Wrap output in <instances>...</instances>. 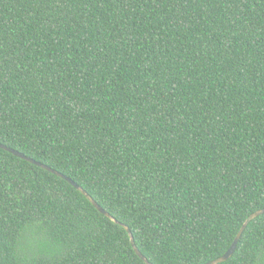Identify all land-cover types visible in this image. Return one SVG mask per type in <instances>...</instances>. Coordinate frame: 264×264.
I'll return each instance as SVG.
<instances>
[{
	"label": "trees",
	"instance_id": "trees-1",
	"mask_svg": "<svg viewBox=\"0 0 264 264\" xmlns=\"http://www.w3.org/2000/svg\"><path fill=\"white\" fill-rule=\"evenodd\" d=\"M0 144L151 264L220 258L264 209V0H0ZM0 264L147 263L0 148Z\"/></svg>",
	"mask_w": 264,
	"mask_h": 264
},
{
	"label": "water",
	"instance_id": "water-1",
	"mask_svg": "<svg viewBox=\"0 0 264 264\" xmlns=\"http://www.w3.org/2000/svg\"><path fill=\"white\" fill-rule=\"evenodd\" d=\"M0 148L12 153L13 155L19 157V158H22L32 164H35L53 174H55L56 176L66 180L68 183H70L72 186H74L77 190H79L102 214H104L106 217L110 218L111 220H113L114 222H116L117 224L121 225L122 227H124L127 232L129 233V236H130V239H131V244H132V247L134 248L136 254L144 261L146 262L147 264H151L150 261L140 252V250L138 249L136 243H135V238H134V235L131 231V229L129 228V226L123 224V223H120L117 219H115L111 214H109L106 210H104L90 195L89 193L84 190L82 187H80L75 181H73L71 178L67 177L66 175L54 170L53 168L41 163V162H38L30 157H27L25 154L17 151V150H14L12 148H9L3 144H0ZM261 215H264V209L262 210H259L255 213H253L251 216L248 217V219L245 221V223L243 224L241 230L239 231L237 237L235 238L233 244L231 245V247L229 248V250L223 255L221 256L220 258L216 259V260H213V261H210L206 264H221V263H224V262H227L230 258H232V256L235 254L236 250H237V247H238V244L241 240V237L243 236L245 230L247 229V227L249 226V224L254 220L256 219L257 217L261 216Z\"/></svg>",
	"mask_w": 264,
	"mask_h": 264
}]
</instances>
